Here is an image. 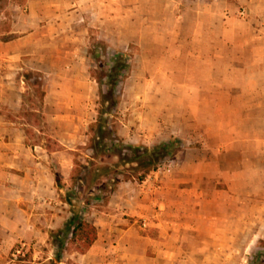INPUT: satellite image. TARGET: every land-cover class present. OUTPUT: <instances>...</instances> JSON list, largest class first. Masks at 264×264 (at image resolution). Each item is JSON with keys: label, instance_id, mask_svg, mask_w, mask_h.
<instances>
[{"label": "rangeland", "instance_id": "rangeland-1", "mask_svg": "<svg viewBox=\"0 0 264 264\" xmlns=\"http://www.w3.org/2000/svg\"><path fill=\"white\" fill-rule=\"evenodd\" d=\"M54 1L41 8L47 7L45 18L37 19L26 0H0V41L21 39L17 58L0 55V83L7 85L0 92V264L106 260L107 246L84 256L68 239L55 260L49 231L62 226L77 207L104 229L98 215L110 187L137 182L144 170L118 154L129 146L149 149L167 142L168 157L155 170L173 169L177 159H208L205 149L222 142L230 152L238 149V156L228 155L229 184L241 185L234 191L245 202V234L221 237L210 255L213 264H248L252 253L264 249V65L252 67L249 59L264 44L248 42L253 39L247 5L238 0ZM241 20L243 37L233 23ZM209 22L219 25L213 34ZM14 24L16 32H9ZM119 55L126 67L115 78L110 69ZM241 60L250 67L244 73ZM207 63H213V79H223L218 90L228 96V119H238L227 125L223 141L206 140L204 125L187 120L189 95L195 80L204 78ZM101 109L110 111L101 112L108 132L104 147L97 144L95 127ZM97 164L108 166L107 173L94 177ZM34 167L61 181L59 190H40L65 217L53 228L45 221L44 210L50 208L32 206ZM66 195L71 205L64 202ZM33 223L42 231H35ZM219 245L221 250L215 249ZM259 260L264 262V254Z\"/></svg>", "mask_w": 264, "mask_h": 264}, {"label": "crops", "instance_id": "crops-1", "mask_svg": "<svg viewBox=\"0 0 264 264\" xmlns=\"http://www.w3.org/2000/svg\"><path fill=\"white\" fill-rule=\"evenodd\" d=\"M237 2L245 3L248 8L247 13L251 20L249 27L252 30L250 38L253 39L248 41L249 44L254 45L256 41L264 44V0ZM50 4L56 3L54 0H26L30 14L37 19L45 18L47 7L45 10L41 8ZM233 23L235 27L241 28V33H236L243 37L242 26L245 23L242 20ZM30 26L36 28L38 25L33 22ZM17 28V24H14L9 32H16ZM214 28H219V25L209 22L208 30L212 34ZM20 40L19 37H13L0 41V55L17 58L21 49L17 46L21 44ZM213 42L214 38L211 36L206 40L208 44ZM209 58H212L211 54ZM249 59L253 61L252 67L254 64L257 68L264 65V46L259 51L252 50ZM212 68L213 63H207L204 78L195 80L189 95L192 113L186 119L188 123L191 120L194 125H204L206 140L223 141L228 138L227 125L237 123L238 119H228V96L218 90L223 85V79L214 80ZM241 68L244 73L250 67L241 60ZM6 86L5 82L0 83L2 94ZM223 143L220 147L205 149L210 156L208 159H198L196 163H183L182 159H177L178 165L173 169L154 170L141 182L125 180L116 184L108 195L106 205L99 211L98 217L105 224V228L99 230L96 225L97 238L82 255L90 256L97 253L98 249L103 251L107 246L108 258L101 260L99 264H213L210 253L214 250V243L220 242L223 237L243 236L246 230L245 202L241 192L234 191L241 185L229 184L232 181L229 177L228 155L232 153L238 156L239 151L234 148L230 152L229 148L222 146ZM192 152L190 149L189 154ZM39 163L41 161L37 162ZM33 172L31 182L35 198L32 199V206L50 208L51 210H44L45 221H50L48 228L58 226V220L65 218L63 212L59 214L52 201L41 197L40 193L41 189L49 192L56 190L55 179L45 168L34 167ZM47 174L48 178L44 181L43 176L47 177ZM24 212L28 215L27 210ZM38 218L36 215L35 219ZM53 219L56 223L52 222ZM142 221H145L143 227ZM33 229L42 231L37 223H33ZM104 232L107 234L104 235ZM221 247L219 245L215 249L221 250ZM86 260L81 264H89Z\"/></svg>", "mask_w": 264, "mask_h": 264}, {"label": "trees", "instance_id": "trees-1", "mask_svg": "<svg viewBox=\"0 0 264 264\" xmlns=\"http://www.w3.org/2000/svg\"><path fill=\"white\" fill-rule=\"evenodd\" d=\"M125 67L126 63L123 57L121 55L115 57L113 60V64L111 65L110 75L117 78ZM101 112L109 113L110 111L108 109H101L98 119L95 123V127L97 130L96 135L98 137L97 144L98 146L104 147L107 143L105 136L108 132L106 131V120L101 115ZM169 147V142L155 145L154 147L149 149L145 147L139 149L138 147L129 146L127 147V151L119 153L118 156L121 157L120 159H122V161H135L136 164L143 165L144 170L137 177V182H141L142 180H144L149 171L155 170L158 164L168 157L167 155L170 151ZM125 156H127V158ZM108 168L109 167L106 165L97 164L94 167V170L99 173H96L94 177L106 174ZM54 179L56 189H61L62 185L59 176L55 175ZM115 187L116 185L111 186L110 191L114 190ZM63 200L69 205L72 204L67 195L63 198ZM49 237L52 240L54 247L56 248L55 260L59 261L61 258L62 250L64 249L65 241L67 239L73 245L74 249L77 252L81 254L86 253L97 238V228L93 222L87 220L83 216V212L77 207L71 209V215L64 221L62 226L58 227L57 229H51L49 231ZM260 254H264V249L260 253H252L248 264H264V262L260 260L258 261V256ZM49 262L50 264H56L52 259H50Z\"/></svg>", "mask_w": 264, "mask_h": 264}, {"label": "built area", "instance_id": "built-area-1", "mask_svg": "<svg viewBox=\"0 0 264 264\" xmlns=\"http://www.w3.org/2000/svg\"><path fill=\"white\" fill-rule=\"evenodd\" d=\"M141 226H142V227L145 226V221H142V222H141Z\"/></svg>", "mask_w": 264, "mask_h": 264}]
</instances>
